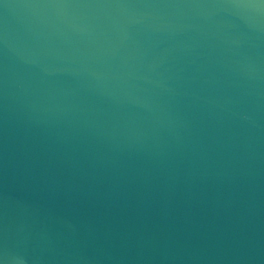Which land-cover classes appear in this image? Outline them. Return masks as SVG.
Wrapping results in <instances>:
<instances>
[{"label":"water","instance_id":"water-1","mask_svg":"<svg viewBox=\"0 0 264 264\" xmlns=\"http://www.w3.org/2000/svg\"><path fill=\"white\" fill-rule=\"evenodd\" d=\"M0 264H264V0H0Z\"/></svg>","mask_w":264,"mask_h":264}]
</instances>
